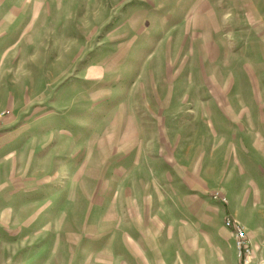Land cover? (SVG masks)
Listing matches in <instances>:
<instances>
[{"label": "rangeland", "instance_id": "obj_1", "mask_svg": "<svg viewBox=\"0 0 264 264\" xmlns=\"http://www.w3.org/2000/svg\"><path fill=\"white\" fill-rule=\"evenodd\" d=\"M0 5L22 10L0 77V123L19 127L22 147L37 139L20 223L0 222V264L142 260V247L128 249L132 232L149 240L150 230L171 228L172 198L189 195L174 188V137L188 112L179 116L180 101L210 68L205 28H189L204 13L190 0ZM159 250L155 259L171 257Z\"/></svg>", "mask_w": 264, "mask_h": 264}, {"label": "crops", "instance_id": "obj_2", "mask_svg": "<svg viewBox=\"0 0 264 264\" xmlns=\"http://www.w3.org/2000/svg\"><path fill=\"white\" fill-rule=\"evenodd\" d=\"M190 7L204 13V24L190 22L189 28H205L204 49L212 46L213 52L205 56L210 66L205 75L196 72L204 83L190 85L188 102L179 103V116L186 104L188 112L175 127L173 183L175 189L188 188L189 195L172 198L165 212L171 228L150 230L149 240L132 232L128 249L142 247V260L126 255L125 264H239L226 217L244 227L254 261L264 260V0H190ZM21 11L0 5V77L14 55L9 39ZM28 137L22 147L19 127L7 119L0 123L2 223H20L22 186L36 183L35 176L24 175L37 156V139ZM211 192L226 197L227 204L209 199ZM162 247L171 257L155 259Z\"/></svg>", "mask_w": 264, "mask_h": 264}, {"label": "built area", "instance_id": "obj_3", "mask_svg": "<svg viewBox=\"0 0 264 264\" xmlns=\"http://www.w3.org/2000/svg\"><path fill=\"white\" fill-rule=\"evenodd\" d=\"M221 199L224 204H227V199L220 193L213 194V199ZM224 225L232 231L235 239V249L239 264H264V260L254 261L255 249L252 246L244 227L234 219L226 217Z\"/></svg>", "mask_w": 264, "mask_h": 264}]
</instances>
